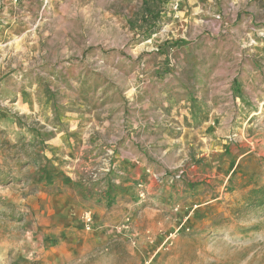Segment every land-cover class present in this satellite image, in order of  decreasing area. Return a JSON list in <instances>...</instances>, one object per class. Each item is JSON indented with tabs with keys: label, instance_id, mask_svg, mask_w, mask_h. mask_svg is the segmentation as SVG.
<instances>
[{
	"label": "rangeland",
	"instance_id": "obj_1",
	"mask_svg": "<svg viewBox=\"0 0 264 264\" xmlns=\"http://www.w3.org/2000/svg\"><path fill=\"white\" fill-rule=\"evenodd\" d=\"M152 1L0 0V264H264V0Z\"/></svg>",
	"mask_w": 264,
	"mask_h": 264
},
{
	"label": "trees",
	"instance_id": "obj_2",
	"mask_svg": "<svg viewBox=\"0 0 264 264\" xmlns=\"http://www.w3.org/2000/svg\"><path fill=\"white\" fill-rule=\"evenodd\" d=\"M157 4L152 0H142L141 9V22L142 27L153 21L155 16L157 17ZM155 17V18H156ZM245 200L250 205L263 206L264 207V184L258 188L251 189L247 192Z\"/></svg>",
	"mask_w": 264,
	"mask_h": 264
},
{
	"label": "built area",
	"instance_id": "obj_3",
	"mask_svg": "<svg viewBox=\"0 0 264 264\" xmlns=\"http://www.w3.org/2000/svg\"><path fill=\"white\" fill-rule=\"evenodd\" d=\"M141 194V193H140ZM83 220H84V225H85V228L87 229V230H89L90 229V227H91V218L89 217V216H86V217H83Z\"/></svg>",
	"mask_w": 264,
	"mask_h": 264
}]
</instances>
